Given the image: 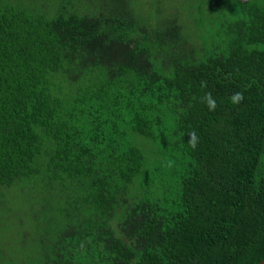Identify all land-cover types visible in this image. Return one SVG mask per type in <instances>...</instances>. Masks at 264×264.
Segmentation results:
<instances>
[{"label": "trees", "instance_id": "trees-1", "mask_svg": "<svg viewBox=\"0 0 264 264\" xmlns=\"http://www.w3.org/2000/svg\"><path fill=\"white\" fill-rule=\"evenodd\" d=\"M211 2L0 0V264L264 259V0Z\"/></svg>", "mask_w": 264, "mask_h": 264}, {"label": "rangeland", "instance_id": "rangeland-1", "mask_svg": "<svg viewBox=\"0 0 264 264\" xmlns=\"http://www.w3.org/2000/svg\"><path fill=\"white\" fill-rule=\"evenodd\" d=\"M148 0H137V5L145 7L144 10H147V13L149 14L152 9H149L148 5L145 4V2ZM153 2V4L155 3V1L161 2L163 4H167L169 3L170 5H172L173 7H175L177 10H179V12H184V15L187 13V17L189 18V20L192 22V20L196 19H200V17H195L194 16H190L192 15V12L196 11V5L198 6V4L201 2V6L203 11L200 13L204 18L205 21L204 23L201 25L200 30L198 32H196L197 34L199 32L204 33V36H206L209 39V36L211 37V34L209 32H207V16L210 15L209 11H216V8L213 6L211 0H151ZM222 4V3H221ZM221 4H217L216 6L219 7ZM147 5V6H146ZM153 9H154V5H153ZM172 11V9H170V12ZM186 12V13H185ZM142 14H144V12H142ZM197 16V15H196ZM164 16H160V18H163ZM152 21V19H150ZM189 22V21H188ZM214 27H217L216 25H214ZM196 33L194 34L193 31L189 32V34L191 36H193L192 38L195 40L196 38ZM199 36V35H198ZM212 38V37H211ZM201 40V39H200ZM209 41V40H207ZM2 214L0 213V220L2 219ZM26 221L28 222V227L26 229L23 230H19V234L20 236L27 234L29 235V233H31L30 230V225H31V217L27 216ZM13 240H16L14 236L9 235L8 237H6V239H4L2 242L4 244V247L6 249H10L12 251H18L19 249V244L17 242L11 243L13 242Z\"/></svg>", "mask_w": 264, "mask_h": 264}, {"label": "clouds", "instance_id": "clouds-1", "mask_svg": "<svg viewBox=\"0 0 264 264\" xmlns=\"http://www.w3.org/2000/svg\"><path fill=\"white\" fill-rule=\"evenodd\" d=\"M206 82H201V87H206ZM244 99V94L243 92L237 91L234 92L230 97L229 100L232 104L238 105L240 104ZM201 103H204L209 111H215L217 104L215 101V98L213 97L211 92H205L204 95L200 98ZM187 143L188 145L192 148L195 149L200 141V137L197 135L195 130L189 131L187 133ZM173 161L169 160L166 162L167 167H172Z\"/></svg>", "mask_w": 264, "mask_h": 264}, {"label": "water", "instance_id": "water-1", "mask_svg": "<svg viewBox=\"0 0 264 264\" xmlns=\"http://www.w3.org/2000/svg\"><path fill=\"white\" fill-rule=\"evenodd\" d=\"M257 264H264V259L262 261H260L259 263H257Z\"/></svg>", "mask_w": 264, "mask_h": 264}]
</instances>
